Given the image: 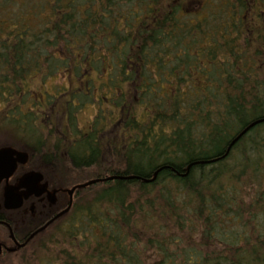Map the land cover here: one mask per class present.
I'll use <instances>...</instances> for the list:
<instances>
[{"label":"trees","instance_id":"trees-1","mask_svg":"<svg viewBox=\"0 0 264 264\" xmlns=\"http://www.w3.org/2000/svg\"><path fill=\"white\" fill-rule=\"evenodd\" d=\"M48 77L72 130L89 106L114 125L76 144L85 166L108 152L81 178H124L82 191L32 264H264V195L242 205L264 182V0H0L1 126L46 118Z\"/></svg>","mask_w":264,"mask_h":264},{"label":"flooded vegetation","instance_id":"flooded-vegetation-1","mask_svg":"<svg viewBox=\"0 0 264 264\" xmlns=\"http://www.w3.org/2000/svg\"><path fill=\"white\" fill-rule=\"evenodd\" d=\"M207 2L184 0L193 12L202 10ZM50 82L42 97L45 108L51 110L44 120L30 121L24 134L0 125V156L5 153L0 157V264H32L42 256L54 232L75 217L82 191L98 183L81 187L94 178H81L82 171L83 175L88 169L95 171L99 157L108 156L99 146L96 160L88 166L80 163V154L74 149L80 139L91 133L100 138L111 136L114 125L96 128L99 112L90 106L95 110L93 116L82 124L77 121L76 131L72 130L70 121L62 120L63 96L59 90L50 92L54 83L63 82ZM28 108L38 110L39 105Z\"/></svg>","mask_w":264,"mask_h":264},{"label":"rangeland","instance_id":"rangeland-1","mask_svg":"<svg viewBox=\"0 0 264 264\" xmlns=\"http://www.w3.org/2000/svg\"><path fill=\"white\" fill-rule=\"evenodd\" d=\"M51 81V79H48V83ZM38 83V82H37ZM38 85V84H37ZM36 85V86H37ZM51 85V82L49 84V87ZM36 88V87H35ZM57 93V91L55 92ZM34 97V94H32ZM61 95V94H60ZM55 98V96H54ZM90 107V106H89ZM85 107L84 109H79L77 110L75 115H78V121L82 124L83 121H87L89 117H92L94 114L95 110H92V108L90 107ZM1 110V109H0ZM3 113L1 112V115ZM0 123L2 124V119L0 118ZM79 123V126H81V124ZM1 133V131H0ZM248 181H246L247 185H245L242 189H243V197H244V203H242V205L247 206L246 202H252L255 201L257 199V197H259L260 199L263 197L264 195V182L259 183L256 182V184H252V183H248ZM229 225H231V223H229Z\"/></svg>","mask_w":264,"mask_h":264},{"label":"water","instance_id":"water-1","mask_svg":"<svg viewBox=\"0 0 264 264\" xmlns=\"http://www.w3.org/2000/svg\"><path fill=\"white\" fill-rule=\"evenodd\" d=\"M257 123V122H256ZM256 123H253L251 124L250 126H248L231 144V146L248 130L250 129L252 126H254ZM230 146V147H231ZM5 153H3L1 156H3ZM0 156V157H1ZM156 175H157V172L154 173L153 175V178L151 179H148L146 181L150 182V181H153L155 178H156ZM119 178H124V177H120V176H110V177H107V178H104V179H93V180H90L88 181L87 183L85 184H82L81 187H86L87 185H90V184H93V183H96V182H99V181H107V180H113V179H119Z\"/></svg>","mask_w":264,"mask_h":264}]
</instances>
